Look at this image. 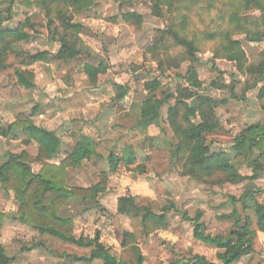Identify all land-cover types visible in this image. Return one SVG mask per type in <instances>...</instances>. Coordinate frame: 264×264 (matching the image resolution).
<instances>
[{
	"label": "rangeland",
	"instance_id": "obj_1",
	"mask_svg": "<svg viewBox=\"0 0 264 264\" xmlns=\"http://www.w3.org/2000/svg\"><path fill=\"white\" fill-rule=\"evenodd\" d=\"M25 1L15 0L13 19L6 25L14 28L29 19L33 25L32 37L15 46L6 67L0 72V82L4 78L0 83V122L9 124L19 112L33 113L39 126L53 128L61 137L63 154L72 151L82 134L95 140L100 158L70 170L69 184L72 186L89 187L98 183L101 173L109 170L107 157L111 152L121 156L124 148L130 145L137 157L136 164L128 168L121 165L116 174L110 175L108 192L100 197V206L93 201L72 200L62 210V216L73 218L74 234L78 238H94L100 234L101 242L118 259L132 263L134 254L122 251L121 238L123 232L132 231L133 225L128 217L117 212L120 198L130 194L140 205L150 206L157 213L171 208L166 212L167 228L139 243L144 264H192L188 262L192 254L216 261L217 249L195 239L192 219L202 214L206 233L226 235L229 224L222 216L232 213L231 199L253 191L264 203V177L239 185L212 186L180 174L181 167L172 159L177 139L168 117L170 106L182 100L181 88L190 87L187 71L191 63L178 65L179 55L183 53L180 49L171 48L169 52L161 49L156 54L158 60L163 61L161 70L150 51L159 32L168 30L173 22L170 9L162 6L161 14L156 15L148 0H97L95 8L75 16V22L91 24L85 26L89 30L82 37L86 49L73 60L60 61L54 58L59 45L47 30L45 14L36 7L27 8L23 5ZM228 2L221 0L212 10L205 9V4L201 9H195L190 14L187 33L190 38H197L201 49L197 53L198 62L194 64L201 87L194 92L220 103L215 115L223 129L208 135V144L212 152H226L233 157L231 151L236 136L254 123L264 124V110L259 100L264 81L250 88L257 77L240 72L236 62L216 58L217 41L204 40V32H218L228 27L222 21L228 16ZM131 11L143 16L140 30H133L122 19L123 14ZM234 38L241 42L249 62L258 64L264 51V39L239 34ZM250 38L263 40L252 42ZM40 52H47V60L25 65L29 56ZM175 58L177 61H173ZM101 62L107 66V72L99 76L97 85H92L84 66H99ZM18 68L34 74V88L26 90L18 85L15 76ZM221 79L229 88L212 86ZM152 82L160 84L156 91L146 87ZM115 83L128 88L124 103L116 100L119 91L115 89ZM149 94L158 100L170 94L173 96L159 109L160 125L143 132L137 123ZM5 140L0 143V160L5 152L19 151L23 147L10 137ZM234 161L242 175L252 176L245 161ZM9 195L10 198L5 196L4 200L10 201L8 208L11 210L13 195ZM247 214L256 229L254 210H248ZM0 230H4L0 241L13 259L10 264H85L76 258L90 253L88 249L42 236L11 217ZM241 264H264V234L256 240L255 253L244 258Z\"/></svg>",
	"mask_w": 264,
	"mask_h": 264
},
{
	"label": "trees",
	"instance_id": "obj_2",
	"mask_svg": "<svg viewBox=\"0 0 264 264\" xmlns=\"http://www.w3.org/2000/svg\"><path fill=\"white\" fill-rule=\"evenodd\" d=\"M152 4L153 13L161 14V7L166 6L172 15V24L168 30L159 32L150 48L153 58L162 70L163 61L158 60V52L162 49L169 52L171 48L183 51L179 55L178 65L189 61L187 71L188 88H181L180 98L169 109V125L177 139L172 151V159L181 167L180 174L194 180L223 186L226 184L239 185L245 181H256L264 177V124L254 123L242 130L236 136L232 155L226 152H212L207 136L222 131V125L215 115L219 101L208 96L195 94L194 90L201 87L198 72L194 64L198 62L197 53L201 52L197 38H190L187 33L190 14L195 9L212 10L221 0H148ZM228 16L221 20L227 23V28L218 32H204V40L216 42L214 50L216 58L236 62L237 68L245 75L256 76L250 88L257 87L264 81V51L259 56L258 64L250 63L241 42L234 38L236 34L264 39V0H228ZM15 0H0V71L6 67L10 53L21 42L31 39L33 25L28 19L20 22L15 28L6 24L13 19ZM27 8L36 7L45 14L47 30L51 38L59 45L54 58L60 61H70L79 57L86 44L83 36L89 30L75 22V16L90 11L97 6V0H26ZM217 5V4H216ZM259 13L254 16L253 13ZM123 21L133 30H140L143 16L136 13L122 15ZM172 59V58H168ZM26 66L47 60V52L29 56ZM177 61V59H173ZM84 71L92 85H97L100 75L107 72V66L101 62L99 66L86 64ZM15 76L18 85L23 89L34 88V74L25 69H16ZM119 91L116 100L124 103L128 88L114 84ZM218 89L229 86L221 79L213 82ZM126 87V88H125ZM146 87L156 91L159 83H147ZM248 88V89H250ZM173 95L158 100L149 94L141 108V118L138 127L147 131L152 126L160 125L159 109L168 103ZM233 96V95H232ZM234 98H237L236 96ZM259 100L264 110V87L260 89ZM22 143L38 146L36 156L22 151L20 154H9L7 161L0 165V186L11 195L16 202L12 215L0 210V229L8 217L20 224L29 226L40 235L51 236L66 244H73L90 250L89 255L77 257L76 260L85 264L100 261L102 264H144L139 243L165 230L168 226L166 208L155 212L150 206H143L132 195L121 197L118 204V214L128 217L133 225L132 231H125L121 238V249L134 254L133 262L120 260L111 249L100 240V234L94 238H78L74 234L75 223L71 217H63L62 210L72 200L95 202L100 206V197L108 192L110 175L116 174L122 165L126 168L136 164L137 157L132 146L124 148L121 156L111 152L107 157L109 170L101 173L98 183L89 187L72 186L69 184V171L79 168L84 162L100 158L96 141L82 134L74 143L70 152L62 153V139L55 131H48L34 124L32 119H17L9 124L8 129L0 127V136L19 138ZM63 154V156H62ZM234 159L245 161L252 170V176H245ZM33 165H37L36 171ZM234 205L232 213L222 216V220L231 222L226 235L213 236L205 232L201 222L202 214H198L194 223V237L198 241L215 247L217 262L205 257L192 254L188 262L192 264H241L242 260L255 253L257 232L264 233V204L255 198L253 191L243 193L239 198H232ZM253 209L257 217V230L253 229V221L247 211ZM186 217V216H185ZM11 259L2 244H0V264H10ZM178 264V263H172Z\"/></svg>",
	"mask_w": 264,
	"mask_h": 264
},
{
	"label": "crops",
	"instance_id": "obj_3",
	"mask_svg": "<svg viewBox=\"0 0 264 264\" xmlns=\"http://www.w3.org/2000/svg\"><path fill=\"white\" fill-rule=\"evenodd\" d=\"M129 13H136V14H138V15H141L140 13H137V12H135V11H131V12H129ZM77 23H80V24H82L83 26H87V25H91V24H89L88 22H77ZM17 27V26H16ZM15 28V27H14ZM32 33V32H31ZM2 71V70H1ZM0 71V72H1ZM85 72V71H84ZM86 74V73H85ZM4 81V78H2V81L1 82H3ZM0 82V83H1ZM20 114H19V116L16 118V119H14L13 121H11L9 124H11V123H13L15 120H17V119H24V118H26V119H32L33 120V122H34V124L36 125V126H38V127H41V126H39V123L36 121V118H35V120H34V116H33V113H31V114H28V112H19ZM261 123V122H260ZM9 124H5L3 121H1L0 122V127L2 128V129H8V126H9ZM42 128H44V129H47L48 131H54L53 130V128H50V129H48V128H46V127H42ZM17 135H19V138H14L13 136H9L10 138H12V140H16V143L17 144H21L23 147H22V149L21 150H19V151H11V152H5V154L3 155V158L1 159V160H3V159H6L5 161H7V157H8V155L9 154H20L22 151H27L29 154H31V155H33V156H36L37 155V153H38V146L35 144V143H33V144H31L30 146H25L23 143H22V140H23V137L20 135V133H17ZM9 137H3V136H0V143H2V142H6V140L5 139H8ZM30 148H33V149H35V151L33 152V153H31L30 152ZM0 160V161H1ZM4 161V162H5ZM3 162V163H4ZM2 164V163H1ZM0 164V165H1ZM35 169V168H34ZM39 170V168L36 170V171H38ZM5 196H7V197H9L10 198V195L9 194H7L2 188H1V186H0V210H3V211H5V212H7L8 214H10L11 212L10 211H12L13 213H14V211H15V209H16V202H15V200H14V198L12 199L11 198V200H12V209L11 210H9V208H8V203L10 202H8L7 200H4V197ZM255 198L258 200V198H257V195L255 196ZM259 201V200H258ZM260 202V201H259ZM260 203H262V202H260ZM262 204H264V203H262ZM14 206V207H13ZM62 214V213H61ZM10 215H12V213L10 214ZM256 215V214H255ZM63 217H65V216H63ZM9 218V217H8ZM11 219H13V218H11ZM14 220V219H13ZM16 221V220H15ZM228 224H229V226L228 227H230L231 226V222H229V221H226ZM255 230H257V217H256V229ZM8 230H5V232H7ZM3 232H4V230L2 231V230H0V236L2 237V234H3ZM261 234H264V233H262V232H260V231H258L257 232V238H259V236L261 235ZM257 240V239H256ZM0 244H2V242L0 241ZM255 244H256V242H255ZM218 251V250H217ZM197 255H199V254H197ZM204 257V256H203ZM213 262H217V253H216V261H213Z\"/></svg>",
	"mask_w": 264,
	"mask_h": 264
},
{
	"label": "water",
	"instance_id": "obj_4",
	"mask_svg": "<svg viewBox=\"0 0 264 264\" xmlns=\"http://www.w3.org/2000/svg\"><path fill=\"white\" fill-rule=\"evenodd\" d=\"M262 40V38H250V41L252 42H261Z\"/></svg>",
	"mask_w": 264,
	"mask_h": 264
}]
</instances>
